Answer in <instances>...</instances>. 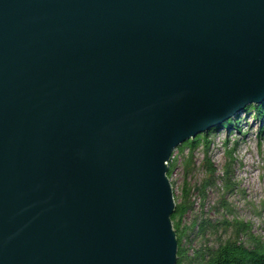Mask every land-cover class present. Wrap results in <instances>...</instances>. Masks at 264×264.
<instances>
[{
    "label": "water",
    "instance_id": "obj_1",
    "mask_svg": "<svg viewBox=\"0 0 264 264\" xmlns=\"http://www.w3.org/2000/svg\"><path fill=\"white\" fill-rule=\"evenodd\" d=\"M264 101V0H0V264H177L173 152Z\"/></svg>",
    "mask_w": 264,
    "mask_h": 264
},
{
    "label": "trees",
    "instance_id": "obj_2",
    "mask_svg": "<svg viewBox=\"0 0 264 264\" xmlns=\"http://www.w3.org/2000/svg\"><path fill=\"white\" fill-rule=\"evenodd\" d=\"M247 115L254 119L262 120L264 117V102L252 103L244 108ZM240 122L239 114L199 134L180 146L182 153L189 151V157L202 147L208 153L212 131L225 129L233 130ZM174 153L169 162L168 176L172 179L176 166L173 161ZM229 157L233 158V152L229 151ZM207 158V156H206ZM191 160L188 163L189 170ZM208 176L199 186L185 185L180 202H176V210L172 216L173 225L179 240V252L177 264H264V234H257L248 220L236 214L230 195L236 190V184L232 180V174L227 165L223 176L217 175V168L208 158L205 162ZM218 180L222 182L224 190L214 207L216 213L223 211L221 218L208 216L204 212L207 192L217 188ZM193 190L202 199L200 213L196 212L193 201ZM190 214H195L190 221Z\"/></svg>",
    "mask_w": 264,
    "mask_h": 264
},
{
    "label": "rangeland",
    "instance_id": "obj_3",
    "mask_svg": "<svg viewBox=\"0 0 264 264\" xmlns=\"http://www.w3.org/2000/svg\"><path fill=\"white\" fill-rule=\"evenodd\" d=\"M264 102V101H263ZM252 104V103H251ZM240 122L233 130L219 129L212 131L208 153L199 148L192 157L189 151L184 153L180 147L175 150L173 161L176 166L171 179L175 201L180 202L186 184L195 187L202 184L208 176L205 162L208 158L217 168L218 176H223L228 165L236 190L230 195L236 214L251 222L257 234H264V117L262 120L247 115L244 109L236 112ZM231 117V118H232ZM218 126V125H217ZM233 152V158L229 157ZM207 156V158H206ZM191 160L190 168L187 169ZM219 189L213 188L207 192L204 212L214 218H221L224 213H216L214 207L223 195L222 182L218 180ZM193 201L196 212L200 213L202 199L193 190ZM195 214H190L191 221Z\"/></svg>",
    "mask_w": 264,
    "mask_h": 264
}]
</instances>
